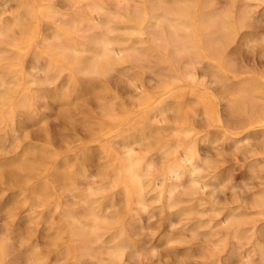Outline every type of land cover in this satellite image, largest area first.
<instances>
[{
	"label": "bare ground",
	"instance_id": "1",
	"mask_svg": "<svg viewBox=\"0 0 264 264\" xmlns=\"http://www.w3.org/2000/svg\"><path fill=\"white\" fill-rule=\"evenodd\" d=\"M131 1L134 2L132 16H126L124 22L117 26L114 24V19L122 16L121 7ZM136 1L61 0L62 4L73 9L60 11L54 7L51 0H46L39 8V15L48 31L46 37L40 38L38 43L32 47L34 51L32 69L37 63V57H41V67L49 65L77 67L86 73H95V75L83 76L90 81L99 78L110 67L116 70L117 63L121 59L119 50H128L137 61L144 60L145 53L141 47L135 45V42L140 40L139 38L133 40V43L120 46L112 42L110 33L115 28H130L131 31L139 32H142L144 28L149 29L155 32V39L160 44L171 49V55L176 60L179 56L184 57L182 70L174 71L168 64L167 58L154 56L155 65L157 62L160 65L157 69L149 66V77L155 80L159 76L166 77L164 90L168 94L165 99L154 104L153 112L146 113L140 118L138 124L131 131L122 133L114 140V143H118L120 147H133L138 143L149 145L154 143V145L142 152L133 148L134 153L141 155L150 153L144 157V161L138 169L135 167L138 163L137 157H130L127 164H122L118 155L115 152H110L112 173L104 184L113 183L116 175L123 168H131L137 174L143 175L147 172L149 163L156 164L157 174L148 180L141 179L138 186L124 180L117 184L111 193H107L103 197L96 196L87 203H82L87 199L85 194L82 196L81 193L68 188L69 194L79 199V205L77 206L78 210L73 207L67 208L64 212L63 221L68 225L70 237L65 255L74 254L77 259L88 258L91 260V264H127L124 255H128L135 264H139V255L146 246L142 245L141 238L135 237L134 234L146 232V228L151 227L150 219L154 216L155 209H165L164 219L167 226L173 227L180 223L182 230L190 234L195 232L198 236H203L205 240L209 241L214 233L223 230L230 238L236 237L235 240L232 239L235 244V248L230 250L232 259L243 260L248 264H260L264 259V243L261 241L253 242L251 252L247 255H241L238 251L244 244H250L249 231L253 227L252 224L256 220L264 219V173L260 171L261 167H264V156H254L255 163L249 165V172L242 179L247 182L248 188H250L249 179L255 178L259 184L256 190L243 192L242 195H247V192H250V197L243 204L239 198L240 194L234 197L231 188L223 193L214 191L229 181L232 172L229 168L218 169L214 181H205L201 184V188L208 189L201 193L199 189L193 187L195 184H200L199 174L191 175L181 167L180 162L186 153L181 150L175 157L167 155L171 148L184 142V135L189 130L194 129L199 132L195 127V121L204 120L207 124L220 123L217 116L216 98L213 94L210 96L206 92L176 90L172 85L181 80L200 82L205 75V69L216 66L217 53L221 49L226 52V47L234 42L239 30H237L234 21L223 17L226 6L216 7L212 0H149L148 9L144 5L136 6ZM108 2L112 4L111 7L106 5ZM31 3V0L22 2L23 12L21 15H16L12 24L0 21V38L5 37L9 29L22 31L16 57H19L23 50L32 46L33 39L38 34V25L34 19L25 24L20 22L23 16H28L32 11ZM238 8L239 3L237 2ZM84 21L92 30L84 35H78L82 29L81 23ZM123 39L119 38L118 40ZM0 51H2L1 48ZM197 63H199V67L196 66ZM8 69L7 74L24 77V69L20 63H14ZM197 69L201 70L202 75L197 72ZM24 78L29 84H33L34 77L28 75ZM5 82L7 79L0 76V85ZM233 83L236 86L222 98L223 106L234 121L248 126L255 125V127H250L249 133L246 134L254 137L261 130L260 125L264 120V71L257 73L247 70L243 72L238 68L234 73ZM18 87L19 83H15L7 94L0 89V99L12 94ZM33 93L38 92H22L17 104L24 97ZM153 98L143 91L140 97L135 98V101L138 105H147L145 107H148L153 102ZM9 113L14 121V108H9L5 112L8 127L10 126V121L7 118ZM154 113H157L161 118L157 120ZM169 114L173 116L171 122L168 121ZM107 116L117 122L123 120L124 117H119L114 111L109 112ZM160 130H170V138L150 141L158 132H161ZM215 134L222 135V132L218 131ZM198 150L202 157L205 151L211 152L210 148L205 150L199 144ZM23 159L24 156L21 160ZM169 172L183 178L179 181L172 180L169 177ZM81 175H83V171H81ZM231 179L233 181L231 187H243L241 181L234 180V176ZM166 180L168 182L164 183ZM92 183L88 173V179L84 181L85 189L91 187ZM161 183H164L163 194L154 191L159 188ZM172 188L190 191L188 194L178 193L171 201V205L178 204L179 207L170 211L168 192ZM141 189H147V191H141ZM68 191L66 190V192ZM116 192L122 194L123 199L117 198L114 195ZM36 193V198L41 199L40 190H37ZM156 201L159 203L153 204ZM123 202L126 209L124 216L119 209ZM140 203L147 207V212L138 207ZM148 205H152V207H148ZM248 213L254 214L255 220L249 219ZM144 220L147 222L146 226ZM219 238L222 237L213 240V245L218 244ZM71 264L80 263L78 260H72ZM205 264H210L209 260Z\"/></svg>",
	"mask_w": 264,
	"mask_h": 264
},
{
	"label": "rangeland",
	"instance_id": "2",
	"mask_svg": "<svg viewBox=\"0 0 264 264\" xmlns=\"http://www.w3.org/2000/svg\"><path fill=\"white\" fill-rule=\"evenodd\" d=\"M45 1L31 0L32 11L28 16H23L20 19L21 24L34 19L38 25V34L33 39L32 46L28 47L25 51L23 50L19 57H16V51L19 49L18 42L22 36V31L9 29L5 37L0 38V48L2 49L0 51V76L7 79V82L0 85V89L3 93L7 94L15 83H19V87L15 92L0 99V118L4 119L3 131L5 133L9 128L5 118L6 110L14 108L16 114L17 100L22 92H40L45 87L43 84H29L27 79L24 78L28 75L33 77L31 64L34 59V51L32 47L38 43L40 38L46 37L45 35L48 31L39 15V8ZM212 1L216 7L226 6L225 0ZM22 2L24 0H0V21L12 24L17 17L16 15H21L23 12ZM51 2L60 11H70L73 9L62 4L61 0H51ZM106 5L108 7L112 6L109 2ZM133 5V1L127 5H123L120 10L122 16L114 19V24L119 26L124 22L126 16H132ZM137 5H144L148 9L149 0H137ZM81 28L78 35H84L92 30L85 21L81 23ZM244 34V32L239 31L235 36L234 42L226 47V52H231L236 48ZM110 35L113 40L112 42L118 46L133 43V40L137 38L140 39L135 42V45L141 47V50L145 53L144 60L137 61L128 50H119L121 59L117 63L118 67L116 71L119 72L118 70H120L123 73H127L128 79L122 83H117L118 77H108L102 73L99 78L90 80L95 82L96 87L93 90L85 86L84 93L85 96L89 93L93 95L94 98L91 101L85 99V97H81V101L78 102L79 106L74 107L71 112H67L66 109H60L57 112L60 127L66 129V131L62 132L58 130L55 124L41 122L38 125L32 126V130L27 133L24 143L19 145L16 150L9 151L5 149V154L0 155V160L5 162L4 170L0 172V211L7 212L12 209L21 193H24L25 198L33 202L36 201L37 190H40L42 193L40 199L43 205L42 219L52 225V227L46 230V240L43 239L45 231H38L36 239L40 240L41 246L47 244L51 248L48 264H54L57 259L60 260L61 264H71L72 260H78L80 264H91V260L88 258L81 257L77 259L74 254L65 255V251L69 247L70 237L68 225L63 221L64 212L67 208L74 207V209H77L79 205V199L71 196L68 188L74 189L77 193H81L82 196L86 193L84 180L80 179L82 164L89 169L88 173L91 181L93 177H107L103 183L109 180L112 168L109 156L110 145L107 142L110 141L112 146L118 145V143H114L115 138L117 139L122 133L131 131L138 124L140 118L146 113L153 112L152 107L154 104L165 99V96L168 94L164 90L166 77L159 76L157 80L149 77V66L151 65L154 69H157L160 65L158 62L155 65L154 56L158 55L167 58L168 64L174 71L182 70L184 57L179 56L177 61L171 55V49L166 45L160 44L155 39V32L149 29L144 28L142 32H139L137 30L131 31L130 28H115ZM119 38L124 39L118 40ZM43 45L45 46V44ZM14 63L21 64V67L24 69V77L11 76L6 73L9 70L8 67L13 66ZM247 70L259 73L264 71V67L257 60V65H249ZM241 71L245 72L244 70ZM197 72L201 74L200 69H197ZM81 80L88 81L84 77H77L75 84L79 85ZM133 84L135 87L132 86ZM172 87L176 88V90L184 89L189 92H205L200 82L189 80L177 81ZM137 89H142V91H137ZM143 91L154 97L153 102L148 107H145L147 105H138L135 101V98L140 97ZM212 94L216 98L217 116L220 119V123L207 124L204 120L195 121V127L199 132L204 131L209 126H215L210 129L215 134L218 131L222 132L219 125L227 127L223 99L217 96L215 92ZM129 96L132 99H128ZM95 97L106 98L108 101L118 97L114 112L119 117L124 116L123 120L117 122L116 120H111L108 116L104 117L100 111L102 105ZM60 113H65V115L61 117ZM169 115L168 121L171 122L173 116ZM154 116L157 120L161 118L157 113H154ZM89 127L91 130L86 131V128ZM169 134L170 130H163L158 132L150 141L154 142L159 141L160 138H170ZM93 140L96 142L92 143ZM140 145H143V148L137 149L142 152V150L150 149L154 143L150 145L140 143ZM118 146L120 147V145ZM86 147L88 148V163L84 164L81 157ZM22 156H24L23 160H21ZM17 157L19 159H16ZM237 159L243 165L242 168L235 161L231 160L226 162L224 167L229 168L231 171L235 170L234 180L240 182L248 174L249 165L255 163L253 161L255 157H252L246 163L243 157H237ZM256 181L257 179L255 178L249 179L251 190H256L259 186ZM96 183L99 184L101 181L98 180ZM249 193L247 192V195L240 194L241 203L244 204V201L250 197ZM114 195L117 198L123 199L122 194L118 192ZM218 204L221 205L222 203ZM119 209L122 216H124L126 214L124 202L120 204ZM19 214L22 215V213ZM164 215L165 209H155L154 216L150 219L151 227L146 228V232L134 234L135 237H140V243L146 246L139 255V264H205L209 260L208 251L213 246V240L217 237L227 236L225 231L218 230V233H214L211 236V241L205 240L203 236H198L199 240L197 242L189 243L187 241L190 239L191 234L182 230L180 223L174 225L177 227L167 226ZM247 217L255 220V215L252 213H248ZM146 223V220H144L145 226ZM252 225L253 227L249 231L251 235L250 244L246 243L239 248L238 252L241 255H247L251 252L253 242L261 241L264 243V219L256 220ZM232 248H235V244L230 238L228 246L218 257L221 264H245L243 260L231 258L230 250ZM124 257L125 263L135 264L133 259L128 255H124Z\"/></svg>",
	"mask_w": 264,
	"mask_h": 264
},
{
	"label": "clouds",
	"instance_id": "3",
	"mask_svg": "<svg viewBox=\"0 0 264 264\" xmlns=\"http://www.w3.org/2000/svg\"><path fill=\"white\" fill-rule=\"evenodd\" d=\"M237 2L239 3L238 9ZM225 4L226 8L223 17L234 21L237 30L245 34L239 45L231 52H225L221 49L217 53L218 62L216 66L205 69V75L200 81L206 93L211 96L215 92L220 98L227 96L230 89L236 86L233 83L236 69L239 68L246 71L249 65L256 66L257 60L264 67V0H225ZM225 31H228V29H225ZM41 59V57H37V63L33 68V84L42 83L45 87L38 93L24 97L16 105L17 111L14 121L11 119V113L8 114L7 118L10 121V126L6 133L3 131V119L0 118V155L5 154V149L9 151L16 150L19 145L24 143L27 133L32 130V126L41 122L55 124L58 130L66 131V129L60 127V120L57 116L58 110L66 109L67 112H71L74 107L79 106L78 102L81 101V97H85L89 101L94 98L91 93L87 96L84 93L85 86L94 90L96 87L94 81L81 80L80 84L76 85L75 80L77 77L95 75V73H86L77 67L51 65L41 67ZM196 66L199 67V63ZM104 75L118 77L117 83H122L128 79L127 73L116 72L115 68L112 67ZM132 86L135 87L134 84ZM137 91H142V89H137ZM95 98L102 105L100 111L104 117H107L109 112L115 110L119 99L117 97L108 101L106 98ZM128 99H132V97L129 96ZM63 115L65 113H60L61 117ZM226 123L227 127L219 125L222 135L213 134L210 131L215 126H209L202 132H196L191 129L184 135L183 143L178 144L167 152V155L172 157L177 156L181 150L186 153L180 162L181 167L191 175L196 176L199 174L200 184H195L193 187L199 189L201 193L208 190L207 188H201V184L205 181H214L217 170L224 167L229 160L235 161L242 168L243 165L240 164V160L237 157H243L246 163L254 156H264V120H262L260 125L261 130L254 137L246 134L249 133L250 127H255V125L248 126L239 121H234L227 109ZM90 130V127L86 128V131ZM95 142V140L92 141V143ZM107 143L110 145L109 152H115L122 164H127L130 157H137L138 163L135 165L137 169L143 163L144 157L150 154L143 153L141 155L134 153L133 148H143V145L140 144L133 147H119L118 145L112 146L110 141ZM198 144L203 146L205 150L210 148L211 152L205 151L202 157L198 150ZM257 148H259V151L256 150ZM87 153L88 148L86 147L81 157L84 164L88 163ZM16 159H19V157ZM4 164L5 162L0 160V172L4 170ZM81 167L83 175H81L80 179L87 181L89 169L84 167L83 164ZM260 171L264 173V167H261ZM156 174V164L149 163L147 172L143 175L137 174L131 168H123L110 185L103 183L107 177H93L91 178L93 181L91 187L86 189L85 195L87 199L82 201V203H87L96 196L103 197L107 193H111L117 184L122 183L124 180L138 186L141 179L148 180ZM234 175L235 170H232L229 181L214 191L223 193L231 188L234 197L238 193L242 195L244 191H251L246 181H241L242 188L231 187L233 183L231 177ZM169 177L176 181L183 178L172 172H169ZM98 180L101 183H96ZM167 182V180L164 181V183ZM164 183H161L159 188L154 189V191L163 194ZM141 191H147V189H141ZM188 191L190 190H181L180 188L169 190L170 211L175 207H179L178 204L171 205L173 198L178 193L188 194ZM155 203H159V201ZM42 207L39 197L33 202L26 199L25 194L21 193L12 209L7 212L0 211V264H48L51 248L47 244L41 246L40 240L36 239L38 231H45L43 239L46 240V230L52 227V225L43 221ZM138 207L142 211L147 212V207L143 203H140ZM148 207H152V205H148ZM19 213H22V215ZM229 239V236L219 238L218 244L213 245L208 251L210 264H221L218 257L228 246ZM231 239L235 240L236 237L233 236ZM198 240L197 233L193 232L187 242L195 243ZM54 264H61V262L57 259ZM260 264H264V259L261 260Z\"/></svg>",
	"mask_w": 264,
	"mask_h": 264
}]
</instances>
